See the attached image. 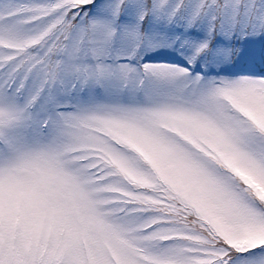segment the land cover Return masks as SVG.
<instances>
[{
    "label": "snow or ice",
    "instance_id": "obj_1",
    "mask_svg": "<svg viewBox=\"0 0 264 264\" xmlns=\"http://www.w3.org/2000/svg\"><path fill=\"white\" fill-rule=\"evenodd\" d=\"M0 264H264V0H0Z\"/></svg>",
    "mask_w": 264,
    "mask_h": 264
}]
</instances>
